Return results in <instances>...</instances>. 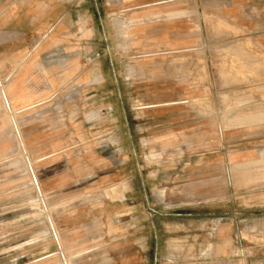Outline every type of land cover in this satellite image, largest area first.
<instances>
[{
    "label": "rangeland",
    "instance_id": "374dc122",
    "mask_svg": "<svg viewBox=\"0 0 264 264\" xmlns=\"http://www.w3.org/2000/svg\"><path fill=\"white\" fill-rule=\"evenodd\" d=\"M230 3L179 0L178 18L148 15L140 25L150 8L102 4L98 21L91 0L68 5L85 32L68 43L77 42L79 64L63 70L61 91L16 110L8 84L18 69L0 72V264H107L121 262L127 248L142 264L155 256L160 264L193 262L207 217L192 232L187 218L176 227L171 181L156 179L152 160L185 143L190 154H227L222 184L232 202L209 213L225 221L217 212L236 211L237 244H264V49L228 17ZM171 44L189 51L174 53ZM242 151L254 159L232 161ZM131 176L138 209L116 217L113 209L126 203L109 202L124 199ZM243 176L248 184L237 182Z\"/></svg>",
    "mask_w": 264,
    "mask_h": 264
},
{
    "label": "crops",
    "instance_id": "0c3cea01",
    "mask_svg": "<svg viewBox=\"0 0 264 264\" xmlns=\"http://www.w3.org/2000/svg\"><path fill=\"white\" fill-rule=\"evenodd\" d=\"M86 1L0 0V72L8 75L10 73L8 70L18 69V74L8 84L12 106L16 110L38 104V100L41 99L38 97L39 93L61 91L63 70L79 64L77 42L68 43L74 41L73 37L84 34V28L78 29V22L82 15L79 12H69L67 6L83 4ZM228 1L231 2L228 17L243 30L249 32L251 39L258 42L259 46L264 49V0ZM176 2L179 0H91L94 10L91 15L98 21L102 19L104 16L101 12L102 4L128 6L129 11L132 10L133 5L141 6L140 9L150 8L149 12H141V18L135 21L140 25L142 21L147 20L148 15L153 18L162 15H166L169 19L178 18L181 16V11L174 7ZM163 5L171 6L156 10V7ZM252 9L255 11L252 12ZM180 46V44L178 46L170 45L176 51L174 53L189 51V48ZM22 66L23 69L20 71ZM80 72L81 70L78 74ZM32 74L36 77L34 81L30 80ZM161 113L157 110L156 115L162 116ZM190 145L185 143L181 149H173L171 158H165V152H163L155 154V158L152 159L155 161L156 179L164 181L167 178L171 181L170 204L171 209L176 211V214L173 215L176 216V227L184 226V222L187 220L186 226L189 232H192L196 230L197 219L201 216L207 217V221H204L201 226L205 230V233L201 235V238H204L201 248L204 249L201 253L199 252L196 258H190L189 261L193 262L187 264H264V244L249 247L245 243L238 245L235 241L234 233L238 225L235 221L238 218L236 211L217 212L220 216H230V219L226 218L225 221L222 217L213 221V215L209 213L214 209H222L228 206L227 203L232 202V200H227V189L222 184L227 180V172L222 173L223 169L227 170V154L221 152L216 156L206 153L190 154L187 152ZM232 157H234L232 161L244 164L254 159V152L242 151ZM146 158L149 161V157ZM123 176L126 178V173ZM247 179L250 180L247 177H241V180L237 178V182L244 183ZM127 181L133 184V187L131 186L132 189L129 192L123 193L124 199L109 202V204L126 203L123 205V212L117 214L113 209L111 214L116 217L123 213L124 217L132 218L133 213L138 209L135 206L137 191L134 185V176H131ZM152 181V178H148L145 183ZM212 181H214V186L211 185ZM120 195L122 196V194ZM234 196L232 195V198ZM154 198L156 202H164L161 192L157 193ZM147 204L144 214L149 220L155 216V212L150 207V203ZM231 206L235 208L236 205L231 204ZM243 208L245 207L243 206ZM185 211L191 213L186 214ZM193 211L198 213H193ZM201 211H206L209 215L201 214ZM185 218L187 219L185 220ZM211 225H214V229L211 228ZM187 238L193 240L195 236L189 234ZM207 244H209L208 247H205ZM157 246H159L158 243ZM113 253L116 252L113 251ZM160 261L161 258L155 256V264H160ZM107 264H142V261L135 254L132 255L131 248H127L124 250L121 262L119 260L117 262L116 258H110Z\"/></svg>",
    "mask_w": 264,
    "mask_h": 264
},
{
    "label": "bare ground",
    "instance_id": "6f19581e",
    "mask_svg": "<svg viewBox=\"0 0 264 264\" xmlns=\"http://www.w3.org/2000/svg\"><path fill=\"white\" fill-rule=\"evenodd\" d=\"M99 73H100V71H99L98 69H92V70L90 71L89 74H90V77H91V74H96V75L98 76ZM263 114H264V113H263ZM118 142H119V140H118V139H115L112 143H115V144H116V143H118ZM150 159H151V158H150ZM253 163H255V162H253ZM243 178H245V177L243 176ZM249 181H250V180L247 179V180H245L244 183H249ZM34 182H35L36 185H38V180H35ZM125 186H126V185H125ZM127 187H128V186H127ZM127 187H125L126 190H127ZM120 196H121V195H120Z\"/></svg>",
    "mask_w": 264,
    "mask_h": 264
}]
</instances>
